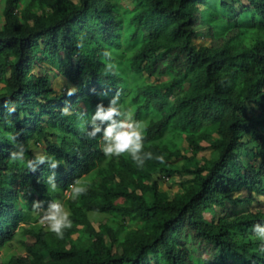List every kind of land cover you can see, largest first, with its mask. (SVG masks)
<instances>
[{"label":"trees","instance_id":"16d2710c","mask_svg":"<svg viewBox=\"0 0 264 264\" xmlns=\"http://www.w3.org/2000/svg\"><path fill=\"white\" fill-rule=\"evenodd\" d=\"M0 1V250L14 238L24 248L0 264H264L251 232L264 221V0ZM247 13L260 22L245 24ZM36 63L56 65L67 88L55 91ZM153 72L166 79L129 93L134 118L148 117L141 152L152 158L106 157L101 134L84 133L88 116L113 96L122 104L127 74ZM16 143L26 159L63 162L19 166L8 158ZM155 174L178 176V190ZM75 179L86 190L72 200ZM54 199L72 220L60 239L40 224ZM89 211L126 220L95 228Z\"/></svg>","mask_w":264,"mask_h":264},{"label":"clouds","instance_id":"9594fccd","mask_svg":"<svg viewBox=\"0 0 264 264\" xmlns=\"http://www.w3.org/2000/svg\"><path fill=\"white\" fill-rule=\"evenodd\" d=\"M75 89L70 87L67 94L71 95ZM6 110L9 114L16 110L15 103L6 102ZM83 115V113H81ZM119 118V119H118ZM88 125L90 127L84 131L89 138H95L97 133L101 134L103 143L101 151L106 157L119 156L122 153H127L132 161L141 166L146 158H152L150 151L141 152L143 148L144 126L139 121L133 119V113L128 108H122L118 103V97L113 96L107 106L103 103H97L95 111L88 116ZM10 142L15 141V136H9ZM9 161L14 162L19 166L26 167L30 170H35L38 164L47 161V166L50 169H55L58 163L63 161L57 160L52 154L47 152L26 159L25 147L23 144L16 143L13 150L9 152ZM163 162L162 156H157ZM48 176V188L50 191H55L56 185L53 182V176ZM86 190L85 186L79 179H75L67 188L69 199L75 200L80 194ZM42 202L34 201L32 208L39 209ZM70 212L64 207L59 200H51L47 208L40 214V223L46 225L48 231L55 234L60 239L63 238L64 230L72 225ZM251 232L255 239L260 242L257 252L259 255H264V221L256 222L251 227Z\"/></svg>","mask_w":264,"mask_h":264},{"label":"rangeland","instance_id":"374dc122","mask_svg":"<svg viewBox=\"0 0 264 264\" xmlns=\"http://www.w3.org/2000/svg\"><path fill=\"white\" fill-rule=\"evenodd\" d=\"M120 1H121V4L128 9H135L136 8L134 0H120ZM0 6H1V1H0ZM1 20L2 19L0 17V21ZM242 21L245 24H247L248 26L256 24L257 22H260L258 19H254V16H252V14H250V13L245 14ZM207 39H208L207 37H201V38L197 39L196 42L197 43H206ZM122 45H124V43H122ZM33 69L35 72H46V73H48L50 76V79H51V86L55 91H61V90H64L65 88H67L66 87L67 84L65 82V79L58 74V70H57L56 65H54V64L53 65L52 64L44 65V64L36 63ZM126 77H127L130 84L124 90V93H123L124 98H123V102L121 104V107L122 108H128L129 110H131L133 113V119H135L132 101H131L130 96H129L130 90L132 88L131 85H133V83H142L145 81L156 82L155 80H158L159 78H160V80L166 79V76L159 77L157 72H153L151 74H148V73L144 74V76L127 74ZM124 99H125V101H124ZM147 119H148V117L140 118L138 120L135 119V120L139 121L143 125V123ZM102 143H103V140H101V145H102ZM181 145H182V147H185V142L182 141ZM208 153H209V150L206 149V150L201 151L199 153V156H201V155L207 156ZM155 176L158 177L159 188L161 190L167 192L168 194H170V196H172L173 193H175L178 190L179 183H180L178 176H172L170 178L168 177L165 179L163 177H159L158 174H155ZM240 192L242 194H246L244 190L240 191ZM65 193L67 194V191H65ZM260 198H264V195ZM60 202L66 208L65 204L62 201H60ZM259 205H260V203L255 201V202H252L251 204H248V205L247 204H241V205L235 206V207L230 206L227 208V210H224V211H222L219 208H216L214 214L210 213V212H206L205 217L207 219H211V218L216 219L218 216H221L225 212H231V213L235 214V213L243 211V210L254 211ZM88 216L90 217V220H91V222L95 228H97L98 224L102 223V222H106V223H109L110 225L114 226V225L121 224V223L125 222V220H126L120 214H105V213H101V212H97V211H89ZM23 253H24V248H23L21 242L17 238H14L11 241L7 242L2 247V249L0 250V261L7 260L11 256L23 254Z\"/></svg>","mask_w":264,"mask_h":264}]
</instances>
